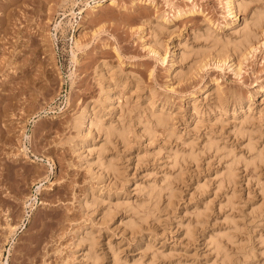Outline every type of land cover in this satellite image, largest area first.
Segmentation results:
<instances>
[{
	"label": "rangeland",
	"instance_id": "1",
	"mask_svg": "<svg viewBox=\"0 0 264 264\" xmlns=\"http://www.w3.org/2000/svg\"><path fill=\"white\" fill-rule=\"evenodd\" d=\"M97 1L0 0V264H264V0Z\"/></svg>",
	"mask_w": 264,
	"mask_h": 264
},
{
	"label": "bare ground",
	"instance_id": "2",
	"mask_svg": "<svg viewBox=\"0 0 264 264\" xmlns=\"http://www.w3.org/2000/svg\"><path fill=\"white\" fill-rule=\"evenodd\" d=\"M13 1H15V0H13ZM109 1L110 2L108 3V5H110V4L112 5V4H115L116 3V0H109ZM1 4H3V3H1ZM99 5H103V1L102 0H98L97 1V5H95V6L97 7ZM238 6L240 7V4H238ZM4 7H6L5 4H4ZM96 7H94V8H96ZM2 21H4V20H1L0 22H2ZM262 23H264V12H259L253 18L252 24H246L243 27V29L241 31V35H240L242 39L240 38V40H238V41H241V42H238V44L239 43H242V45H244V46H249L251 44L253 38L255 37V28L257 26H259L260 24H262ZM242 45L240 44V46H242ZM224 46H223V48H224ZM225 48H226V46H225ZM154 50L156 51V49H154ZM162 117L163 116L159 115L158 118H157V120L161 122ZM86 124L88 125V127H92V125L94 124V121L92 119V116L89 115V111L85 107L80 112V114L76 117V119H75V125L80 129V128H82ZM98 128H99V132H102L103 131L106 134V137L107 138H110L111 136H113L114 134H116V128L115 127H110V126L105 127L102 124V122H100V121L98 122ZM126 134H127V130H125V129L124 130L122 129V131H119V133H118V135H120V137H122V138H125L126 137ZM230 170H229V172H230ZM80 238L82 239L83 236L80 237ZM213 240H215V239H213ZM215 241H216L215 242L216 244L220 245L217 240H215ZM221 249H222V247H221Z\"/></svg>",
	"mask_w": 264,
	"mask_h": 264
}]
</instances>
